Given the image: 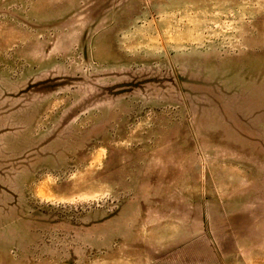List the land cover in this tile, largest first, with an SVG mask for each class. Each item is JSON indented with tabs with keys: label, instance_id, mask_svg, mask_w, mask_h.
<instances>
[{
	"label": "rangeland",
	"instance_id": "1",
	"mask_svg": "<svg viewBox=\"0 0 264 264\" xmlns=\"http://www.w3.org/2000/svg\"><path fill=\"white\" fill-rule=\"evenodd\" d=\"M0 264H264V0H0Z\"/></svg>",
	"mask_w": 264,
	"mask_h": 264
}]
</instances>
